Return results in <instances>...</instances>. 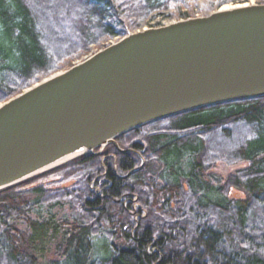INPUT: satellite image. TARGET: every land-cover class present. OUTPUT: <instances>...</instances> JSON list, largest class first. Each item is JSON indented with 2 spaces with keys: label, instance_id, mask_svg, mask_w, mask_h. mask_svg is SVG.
<instances>
[{
  "label": "trees",
  "instance_id": "16d2710c",
  "mask_svg": "<svg viewBox=\"0 0 264 264\" xmlns=\"http://www.w3.org/2000/svg\"><path fill=\"white\" fill-rule=\"evenodd\" d=\"M190 1L0 0V104L128 32L193 18ZM246 1L209 0L211 10ZM115 141L144 159L125 180L118 175L140 160L109 146L0 192V264H264V98L187 112ZM217 164L243 168L213 179ZM45 178L71 186H32Z\"/></svg>",
  "mask_w": 264,
  "mask_h": 264
},
{
  "label": "water",
  "instance_id": "95a60500",
  "mask_svg": "<svg viewBox=\"0 0 264 264\" xmlns=\"http://www.w3.org/2000/svg\"><path fill=\"white\" fill-rule=\"evenodd\" d=\"M259 98L264 4L221 7L128 32L0 104V192L82 156H100L109 146L140 160L118 175L125 180L144 159L120 148L117 137L187 112Z\"/></svg>",
  "mask_w": 264,
  "mask_h": 264
},
{
  "label": "rangeland",
  "instance_id": "374dc122",
  "mask_svg": "<svg viewBox=\"0 0 264 264\" xmlns=\"http://www.w3.org/2000/svg\"><path fill=\"white\" fill-rule=\"evenodd\" d=\"M264 0H247L246 1V4H260L261 2H263ZM245 4V3H244ZM225 6H230V5H225ZM223 6V7H225ZM233 6V5H232ZM185 12L187 13V15H190L192 16L193 18L194 17H203V16H206L208 15L209 13L215 11V10H211L210 8V2L209 0H192L190 1L187 6L184 8ZM173 13V12H171ZM159 20L158 19H155L151 24H155L156 22H158ZM171 21H176L174 19H166V20H161L160 21V24L163 25V24H167ZM142 28H149L148 26H143ZM140 28V29H142ZM138 29V30H140ZM137 31V30H136ZM96 52L95 49L92 50V53ZM87 57V56H86ZM85 58V57H83ZM83 58L81 60H83ZM80 61V60H79ZM78 62V61H77ZM75 62V63H77ZM74 63V64H75ZM73 64V65H74ZM65 70V69H64ZM63 71V70H62ZM102 155V154H101ZM100 155V156H101ZM99 156V157H100ZM104 157V156H103ZM102 157V158H103ZM102 158H101V162L103 163L104 160L102 161ZM170 162V161H169ZM171 163V162H170ZM243 168V164H239V165H235V166H232V167H228V166H225L223 164H217L209 173L208 175H211V177L213 179H219V180H224L229 174H232L234 173L235 171L237 170H240ZM101 180V178H100ZM95 183V181H92L91 185L89 186L90 189H93L94 187L93 184ZM36 186H41L45 189H58V188H62V187H70L71 186V182H66V183H60L59 182V179L58 178H45V179H41V180H38V181H35L32 186L35 187ZM94 189H97V188H94ZM97 192V190H95ZM235 196H241L240 194L237 195L236 192H232L231 194V198L235 197ZM136 211H137V203L135 202V198L132 199V206H131V210H130V213L131 215L135 218V220L137 219V214H136ZM60 214H67L68 212L66 211V209H64V211H61L59 212ZM110 242V240H109ZM105 254L103 253H100L99 254V257L100 258H104Z\"/></svg>",
  "mask_w": 264,
  "mask_h": 264
},
{
  "label": "bare ground",
  "instance_id": "6f19581e",
  "mask_svg": "<svg viewBox=\"0 0 264 264\" xmlns=\"http://www.w3.org/2000/svg\"><path fill=\"white\" fill-rule=\"evenodd\" d=\"M226 8H228V6L223 7V9H226Z\"/></svg>",
  "mask_w": 264,
  "mask_h": 264
}]
</instances>
